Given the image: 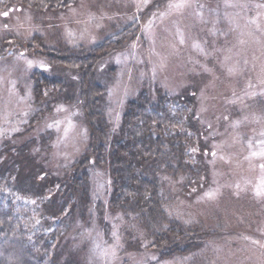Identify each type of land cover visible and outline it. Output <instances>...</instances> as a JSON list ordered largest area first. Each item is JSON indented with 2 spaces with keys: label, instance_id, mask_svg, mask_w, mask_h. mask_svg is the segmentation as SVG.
Returning <instances> with one entry per match:
<instances>
[{
  "label": "rangeland",
  "instance_id": "374dc122",
  "mask_svg": "<svg viewBox=\"0 0 264 264\" xmlns=\"http://www.w3.org/2000/svg\"><path fill=\"white\" fill-rule=\"evenodd\" d=\"M73 57L98 59L99 110L114 134L142 93L174 116L192 107L200 134L188 120L181 133L201 176L159 174L184 231L174 240L189 251L154 246L135 215L111 207L104 164L67 199L89 145ZM12 159L21 164L0 174V211L16 233L43 234L59 264H264V0H74L46 11L0 0V161Z\"/></svg>",
  "mask_w": 264,
  "mask_h": 264
},
{
  "label": "trees",
  "instance_id": "16d2710c",
  "mask_svg": "<svg viewBox=\"0 0 264 264\" xmlns=\"http://www.w3.org/2000/svg\"><path fill=\"white\" fill-rule=\"evenodd\" d=\"M72 1L74 0H6V6L11 2L46 11L64 8ZM107 47L108 45L103 43L98 45L89 57L98 58ZM81 59L73 57L67 61L78 72V101L86 120L89 145L88 151L77 161L72 170L76 171V174L70 177L72 182L69 189L73 194L67 199H71L76 191L81 192L86 188L88 171L92 169L93 163L104 164L111 179V207L135 215L142 227L149 231L154 246L163 248L165 245L162 244H172L171 247L166 246L169 247L168 252L189 251L187 243L182 244L174 240L181 241L177 236L184 231L166 212V199L161 189L159 174L160 172H168L171 175L187 173L188 178L201 176L200 166L191 164L185 152L186 136L181 133L182 129H185V120H188L196 133L200 134L192 112H185L192 111V107L183 104L186 110L179 116L177 113L174 116L169 113L167 106L163 105L162 99L154 100L150 93H142L136 99L127 102L118 133L114 134L103 112L99 110L103 87L93 69L98 59L92 64ZM42 82L47 85L62 83L60 80L45 76ZM63 88L61 90H64ZM3 163L5 165L2 167L3 170H0L1 175L4 170L13 171L16 164H21L13 159L6 164L4 160L0 161V167ZM34 177L33 175L32 179L30 178V186H35L37 189L39 183ZM39 188L40 192L44 189L41 185ZM55 193L57 196V191ZM10 217V213L0 211V238L4 236L3 240H0L2 254L0 264H59L54 246L43 237V234L29 235L28 239L25 233H16ZM4 219H6L5 224ZM9 236H12L11 247V243L4 242ZM162 252L167 251L162 249Z\"/></svg>",
  "mask_w": 264,
  "mask_h": 264
},
{
  "label": "snow or ice",
  "instance_id": "6c2138e0",
  "mask_svg": "<svg viewBox=\"0 0 264 264\" xmlns=\"http://www.w3.org/2000/svg\"><path fill=\"white\" fill-rule=\"evenodd\" d=\"M185 5L183 3H176V4H170L169 7H174V8H181L184 7ZM207 196L212 197L213 193H206Z\"/></svg>",
  "mask_w": 264,
  "mask_h": 264
}]
</instances>
